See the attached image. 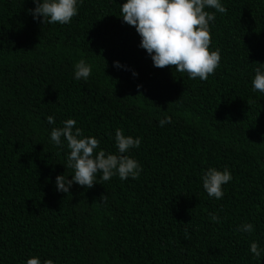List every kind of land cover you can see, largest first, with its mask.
Returning a JSON list of instances; mask_svg holds the SVG:
<instances>
[{"label":"trees","instance_id":"1","mask_svg":"<svg viewBox=\"0 0 264 264\" xmlns=\"http://www.w3.org/2000/svg\"><path fill=\"white\" fill-rule=\"evenodd\" d=\"M124 2L82 0L71 23L45 25L32 0H0V264H264L249 251L264 247V93L251 86L264 67V0H222L210 25L221 61L206 81L154 67ZM81 58L86 81L74 79ZM69 118L106 152L117 129L140 138L127 153L139 177L98 173L92 188L58 192L56 176L73 173L49 133ZM209 167L232 174L223 199L203 189ZM245 221L251 234L236 231Z\"/></svg>","mask_w":264,"mask_h":264},{"label":"clouds","instance_id":"2","mask_svg":"<svg viewBox=\"0 0 264 264\" xmlns=\"http://www.w3.org/2000/svg\"><path fill=\"white\" fill-rule=\"evenodd\" d=\"M32 3L35 7L28 11L35 21L45 25H64L78 15V5L82 0H32ZM226 11L222 0H125L120 8V17L123 22L135 27L141 38L139 47L146 50L154 67L175 66L177 72L187 73L190 79L206 81L221 61L220 50L210 49V25L216 19V12L224 14ZM113 66L124 67L119 61H114ZM91 73L92 66L85 58L75 63V80L86 81ZM254 73L252 90L264 93V67L254 69ZM133 75L138 73L133 72ZM47 123L54 125L55 117L49 115ZM170 123V116L159 121L161 127ZM76 125L77 121L69 118L49 133V142L58 150H63L66 142L69 151L64 166L73 173L71 179L56 176L58 192L67 194L73 185L92 188L97 183L98 173H102L100 179L103 181H109L114 176L122 181L139 177L142 167L127 153L140 147V138L125 136L122 130L117 129L114 138L116 152H106L100 149L99 139L84 135ZM200 178L208 197L220 200L224 196L223 186L232 180V174L227 167L222 170L209 167L203 170ZM210 219L216 224L221 223L218 214H210ZM254 230V225L247 221L236 229L241 234H251ZM249 251L258 260L264 257V247L256 241L251 242ZM23 264H53V261L30 256Z\"/></svg>","mask_w":264,"mask_h":264}]
</instances>
